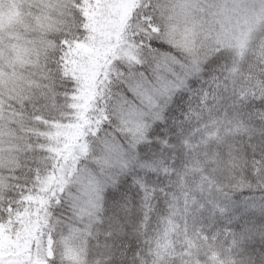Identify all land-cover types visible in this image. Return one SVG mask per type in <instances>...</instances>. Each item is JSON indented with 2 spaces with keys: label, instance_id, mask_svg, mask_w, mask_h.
Instances as JSON below:
<instances>
[{
  "label": "snow or ice",
  "instance_id": "6c2138e0",
  "mask_svg": "<svg viewBox=\"0 0 264 264\" xmlns=\"http://www.w3.org/2000/svg\"><path fill=\"white\" fill-rule=\"evenodd\" d=\"M0 264H264V0H0Z\"/></svg>",
  "mask_w": 264,
  "mask_h": 264
}]
</instances>
